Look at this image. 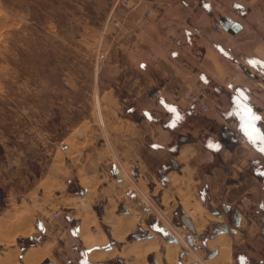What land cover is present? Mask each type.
<instances>
[{
  "label": "crops",
  "instance_id": "obj_1",
  "mask_svg": "<svg viewBox=\"0 0 264 264\" xmlns=\"http://www.w3.org/2000/svg\"><path fill=\"white\" fill-rule=\"evenodd\" d=\"M145 7L151 17L107 27L105 135L91 127L84 145L61 146L69 162L56 160L22 202L1 211L0 264H169L172 243L162 252L155 236L127 238L157 209L187 216L206 264H236L234 246L264 239V0ZM216 20L229 27L213 29ZM157 87L161 98L145 101ZM190 91L206 112L188 101ZM120 96L129 99L124 111ZM65 176L84 192H69ZM55 209L56 224L35 225ZM31 237L21 248L18 239Z\"/></svg>",
  "mask_w": 264,
  "mask_h": 264
},
{
  "label": "rangeland",
  "instance_id": "obj_2",
  "mask_svg": "<svg viewBox=\"0 0 264 264\" xmlns=\"http://www.w3.org/2000/svg\"><path fill=\"white\" fill-rule=\"evenodd\" d=\"M124 1L0 0V213L9 202H22L56 160L69 162L70 154L61 146L84 145L91 127L105 135L107 27L119 31L106 20L152 15L145 7L149 0ZM114 161L120 169V161ZM64 181L69 192H84L71 176ZM56 211L60 214L61 209L50 210L35 225L56 224L59 214L51 215ZM161 217L183 241L171 234ZM145 221V229L139 226L127 238L155 236L162 252L169 243L176 247L169 264H201L194 258L197 254L203 260L199 244L192 243L196 239L179 208L172 216L157 209ZM42 236L39 233L37 240ZM170 237L175 240L168 241ZM233 256L236 264H264V239L248 238L233 247ZM149 261L152 264L153 258ZM80 264L88 263L81 258Z\"/></svg>",
  "mask_w": 264,
  "mask_h": 264
},
{
  "label": "built area",
  "instance_id": "obj_3",
  "mask_svg": "<svg viewBox=\"0 0 264 264\" xmlns=\"http://www.w3.org/2000/svg\"><path fill=\"white\" fill-rule=\"evenodd\" d=\"M206 2H209L210 0H204ZM126 4H128L130 2V0H125L124 1ZM151 12L148 11L147 16H150ZM107 24L110 23L113 25V27L115 28H120L122 25V22L120 19L115 18L114 16H108L107 20H106ZM211 26L213 29L215 30H222L223 26L221 25V23L216 20L213 21L211 23ZM173 43H180L181 40L178 37H175L172 39ZM162 96V88L161 87H157L151 90H148L146 92L143 93V98L145 99V101L148 102H156L158 101ZM187 99L190 103L194 104L196 106V108L204 113L208 110V105L207 103L204 101L202 95L195 93L193 91H190L187 93ZM129 99L126 96H120L119 98V108L123 111V109H126L127 103H128ZM235 139L237 140L238 143H246L247 142V137L245 135H243L242 133H238L235 136ZM59 214L58 211L56 212H52V218H56L57 215Z\"/></svg>",
  "mask_w": 264,
  "mask_h": 264
},
{
  "label": "bare ground",
  "instance_id": "obj_4",
  "mask_svg": "<svg viewBox=\"0 0 264 264\" xmlns=\"http://www.w3.org/2000/svg\"><path fill=\"white\" fill-rule=\"evenodd\" d=\"M164 221H165V223H166V226H168L169 228H170V232H171V234L175 237V238H177V237H179V240H181V241H183V239H182V237L179 235V233H178V231H177V229L175 228V227H173V226H169V222L165 219V218H163V217H161ZM162 220V221H163ZM177 241V240H176ZM180 241V242H181ZM228 242V241H227ZM183 244V243H182ZM186 244V243H185ZM226 244H228V243H226ZM225 245V244H224ZM222 247H224V246H222ZM174 248H176V247H174ZM226 248V247H225ZM227 248H228V246H227ZM222 249V248H221ZM228 251V250H227ZM225 252H226V249H225ZM223 254H224V252H223ZM226 254H228V252L226 253ZM226 254L224 255V256H226ZM0 257H2V256H0ZM194 258H197L199 261H200V263L201 264H206L204 261H202V260H200L199 259V257L197 256V254L195 255V257ZM226 258V257H225ZM227 258H229V257H227Z\"/></svg>",
  "mask_w": 264,
  "mask_h": 264
},
{
  "label": "trees",
  "instance_id": "obj_5",
  "mask_svg": "<svg viewBox=\"0 0 264 264\" xmlns=\"http://www.w3.org/2000/svg\"><path fill=\"white\" fill-rule=\"evenodd\" d=\"M37 226L39 227V225H37ZM35 241H36V239H34L32 237L28 238V239H18V243L21 246V248H24L27 245L34 244ZM237 259H238V261L242 262V260L240 258L237 257ZM43 264H47V262L45 261ZM240 264H242V263H240Z\"/></svg>",
  "mask_w": 264,
  "mask_h": 264
},
{
  "label": "water",
  "instance_id": "obj_6",
  "mask_svg": "<svg viewBox=\"0 0 264 264\" xmlns=\"http://www.w3.org/2000/svg\"><path fill=\"white\" fill-rule=\"evenodd\" d=\"M220 23H221V25H222L224 28H228V27H229V25H228L224 20H221ZM232 29L236 30V29H237V26H233ZM183 220L185 221V223H186L190 228H192L191 222L189 221V219L187 218V216L184 215V216H183ZM169 240L172 241V240H175V239H171V237H170Z\"/></svg>",
  "mask_w": 264,
  "mask_h": 264
},
{
  "label": "flooded vegetation",
  "instance_id": "obj_7",
  "mask_svg": "<svg viewBox=\"0 0 264 264\" xmlns=\"http://www.w3.org/2000/svg\"><path fill=\"white\" fill-rule=\"evenodd\" d=\"M236 136V135H235Z\"/></svg>",
  "mask_w": 264,
  "mask_h": 264
}]
</instances>
